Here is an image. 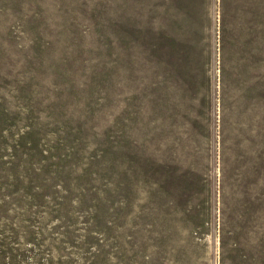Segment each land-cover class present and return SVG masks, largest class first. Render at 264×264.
<instances>
[{
	"label": "rangeland",
	"instance_id": "374dc122",
	"mask_svg": "<svg viewBox=\"0 0 264 264\" xmlns=\"http://www.w3.org/2000/svg\"><path fill=\"white\" fill-rule=\"evenodd\" d=\"M0 264H264V0H0Z\"/></svg>",
	"mask_w": 264,
	"mask_h": 264
}]
</instances>
